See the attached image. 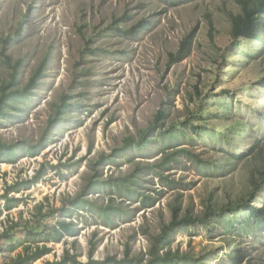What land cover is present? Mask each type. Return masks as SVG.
Masks as SVG:
<instances>
[{"label": "rangeland", "instance_id": "obj_1", "mask_svg": "<svg viewBox=\"0 0 264 264\" xmlns=\"http://www.w3.org/2000/svg\"><path fill=\"white\" fill-rule=\"evenodd\" d=\"M238 12L235 0H0V84L11 72L7 57L11 64L22 60L20 88L45 61L30 99L0 118V140L17 145L19 155L14 162L0 159V233L21 225L12 231L17 249L0 251V263L25 244L45 243L50 252L33 264L65 252L87 261L92 245L94 259H122L129 249L145 264L150 239L179 205V218L198 219L172 235L180 264H235L233 249L244 255L238 264H264L262 223L242 205L252 175L264 168V45L232 44L229 14ZM192 30L191 53L171 64L169 53ZM64 95L72 106L50 125ZM159 111L166 116L155 121ZM181 148L204 162L182 153L166 169L158 166ZM94 174L99 181L133 174L137 183L130 187L155 202L147 207L140 195L97 185L89 197L124 213L108 224L86 210L66 216L61 207ZM7 191L19 199L11 209L4 208ZM263 202L264 191L252 203ZM213 209L220 214L205 218ZM59 219L72 221L76 234L52 241Z\"/></svg>", "mask_w": 264, "mask_h": 264}, {"label": "trees", "instance_id": "obj_2", "mask_svg": "<svg viewBox=\"0 0 264 264\" xmlns=\"http://www.w3.org/2000/svg\"><path fill=\"white\" fill-rule=\"evenodd\" d=\"M175 1L180 2L182 0ZM235 1L240 7V12L229 14L230 37L232 44L239 45V42L243 39H252L259 41L264 45V0ZM211 30H213L212 25L209 32V35L212 37ZM194 36L195 30L188 32V34H186L180 41L177 50L175 52L169 53V62L171 64L181 62L183 59L189 56L191 53ZM90 52H92L91 49ZM21 63L22 60L18 59L15 61V63L11 64L10 58L7 57V64L11 67V72L9 73V78L0 84V118L8 114V108H11L13 103H17L19 101L25 102L29 100L31 92H33V89L36 88L39 80L44 76L45 61H42V63L32 73L27 84L20 88L18 85V75ZM261 84L264 87V79H262ZM71 106L72 103L69 102V97L64 95L56 107L55 114L49 120V124L51 125L54 122L64 120L66 118L65 114ZM259 114L261 119H264V107L259 112ZM160 116L165 117L166 114L159 111L155 116V121H157ZM238 131V128H232L231 130L232 134H236ZM176 132L181 134V131ZM166 134L168 137H174L175 139L178 138L176 133L170 132L169 130L166 131ZM223 135L226 136L225 134ZM224 139H226V137H224ZM147 141V138L144 137L143 140L136 142L135 145L137 147H143ZM17 149V145L8 144L0 140V159L14 162L16 158L19 157V155L16 154ZM28 149H30L32 153L37 152L35 146H29ZM182 153L200 164L204 162L189 150L181 148L177 151L166 153L161 158L158 166L163 170L166 169L168 164L167 162L174 160V156ZM158 175L164 177L161 172H158ZM39 176L40 174L35 175L33 179H31L29 182H25V184L28 185L29 183H35ZM97 177V174H94L89 178L83 189L76 196L67 199L68 205L61 207L62 213H66V216L71 217L72 212L74 211L78 212L79 210H86L97 215L102 222L108 224L113 222V214L124 213V208L111 204L103 205L92 200L89 195L92 193L91 191L96 189L97 185L103 186L110 190H115L118 193L128 194L135 197L140 195L136 189H132L130 187L131 185L137 183V177H134L133 174L115 179L109 178L103 181H99ZM250 184L251 190L249 192V198L247 201H244L242 205L249 212V216L252 219L259 220L262 223V228L264 230V202L260 206L253 205L252 203L254 199H256L257 195L264 191V168L260 171L258 177L252 175ZM11 189L12 191H19L20 187L13 185L11 186ZM3 198L5 199V209L13 208L15 203H17L19 200L14 196H9L8 191L3 194ZM140 201L145 206L150 207L154 204L155 198L150 195L141 194ZM228 210L229 212H234L236 211V207H228ZM179 211V205L173 206L172 218L169 223L163 225L160 233L150 239L151 244L148 250L150 258L145 264H180L181 260L178 251L175 250L173 252L170 248L172 235L175 233V231H177L178 228L192 225L196 223L198 219H192L187 214L179 218ZM219 214V212H216L215 209H213L206 214L205 218ZM226 224L231 225V223ZM11 225L12 226H8L7 229L0 233V251L4 250L5 248V252L11 253L17 249L20 243L18 238L15 239L17 242H12L11 239L14 237L12 234L13 229L18 228L21 225L17 222H13ZM33 230L36 233L42 232L39 226L35 227ZM51 234L53 238L52 241H60L65 235H75L76 228L74 227L72 221L59 219L53 226ZM9 240L11 243L6 245ZM94 250L95 246L92 245L89 251V259L87 261H80L77 259L76 254L65 252L61 259L47 261L45 264H142L138 257L129 256V249L125 250V255L122 259H117L114 256H107L104 259H94L92 258V253ZM49 252L50 247L45 243L42 245H35L34 247L30 244H25L23 246L22 252H18L16 256L10 257L8 261L2 262L0 264H33V262ZM228 255H232L233 262L235 264L241 263L242 260H244V255L238 249L231 250Z\"/></svg>", "mask_w": 264, "mask_h": 264}]
</instances>
